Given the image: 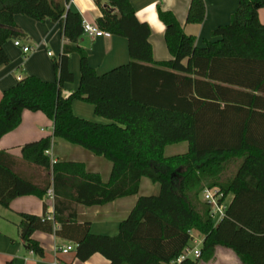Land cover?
<instances>
[{"label":"trees","instance_id":"trees-1","mask_svg":"<svg viewBox=\"0 0 264 264\" xmlns=\"http://www.w3.org/2000/svg\"><path fill=\"white\" fill-rule=\"evenodd\" d=\"M102 11L95 23L126 37L129 60L98 73L77 40L82 15L69 0H0V64L8 61L3 43L17 37L15 14L61 24L64 42L52 58L54 79L26 74L3 89L0 137L15 128L22 111L41 110L53 121L52 135L21 145V158L51 170V180L35 182L15 169L16 159L0 149V203L21 194L43 195L52 187L54 210L37 215L20 212L18 228L26 247L43 253L32 237L36 228L53 230L75 242L80 259L102 253L105 264H171L183 252L190 230L202 236L200 254L179 263L196 264L214 256L218 244L232 248L244 264H264V22L258 15L264 0H238L228 23L211 30L202 45L184 31L169 9L158 6L165 23L170 57L154 60L150 26L135 14L130 0H95ZM204 0H190L186 21L200 22ZM79 55V83L73 79L72 52ZM94 105L111 121L84 118L72 100ZM52 137L84 146L111 161L107 181L81 161H51ZM187 141L185 152L164 154V147ZM233 167L230 172L227 169ZM142 176L159 184L156 193L139 194L114 234L90 231L76 220V204H100L138 193ZM233 197L213 221L211 205L200 198L205 187ZM53 223L57 226L53 227Z\"/></svg>","mask_w":264,"mask_h":264},{"label":"crops","instance_id":"crops-1","mask_svg":"<svg viewBox=\"0 0 264 264\" xmlns=\"http://www.w3.org/2000/svg\"><path fill=\"white\" fill-rule=\"evenodd\" d=\"M130 1L137 18L146 21L150 26L149 41L154 60L170 57L164 39L165 23L158 16V6L171 10L182 24L184 31L195 36V44L202 45L206 39L211 37V30L214 27L230 21L231 14L238 4V0H204L205 16L203 20L188 22L186 13L190 0ZM100 3L104 4L105 0H100ZM69 4L78 10L83 18L91 22H95L96 17L102 13L95 0H69ZM258 15L264 22L263 7L259 8ZM14 18L16 28L20 31L17 37L32 48L25 53L21 47L14 44V37H9L4 41L3 47L8 53V61L0 64V97L3 89L14 84L20 76L35 74L43 79H54L52 58L59 55L64 42L61 24L58 21L49 18L36 20L23 13L15 14ZM77 43L86 50L89 64L98 73L129 60L127 39L121 35L110 33L90 37L82 33ZM48 51H51V54ZM68 63L73 73V79L64 82L62 93L65 95L75 90L79 83V55L77 52L74 51L70 54ZM72 110L77 115L90 117L97 121H111L109 118L97 114L94 105L83 99L74 98ZM52 128L53 121L44 112L24 109L21 122L0 137V149L7 150L16 159L15 169L35 182L47 178L51 180V170L46 171L36 164L24 162L21 158L20 148L27 141L52 135ZM49 156L51 161L61 159L81 161L88 171L98 173L102 181H107L109 178L111 161L80 144L71 143L60 137H52ZM233 169V167H229L227 170L231 172ZM157 187L159 190L157 182H152L148 177L142 176L138 193L119 196L100 204H76V220L79 222L89 221L91 232L114 234L118 231L119 222L128 214L138 195L149 194ZM232 197L233 192L229 191L219 202L227 205ZM200 198L204 200L202 191ZM53 210L54 199L47 191L41 196L33 193L17 195L10 200L7 206L0 203V264H105L108 262V259L100 252H93L84 260L78 259L74 254L75 242L73 239L43 228H36L32 232V237L42 246L43 253L38 254L26 247L18 228L20 212H31L37 215L46 213L51 216ZM212 217L214 222L220 218L217 208L213 209ZM56 226L57 224L53 223V227ZM66 245H72V248L67 251L62 250V247ZM196 264L244 263L232 248L218 244L212 258L200 259Z\"/></svg>","mask_w":264,"mask_h":264},{"label":"built area","instance_id":"built-area-1","mask_svg":"<svg viewBox=\"0 0 264 264\" xmlns=\"http://www.w3.org/2000/svg\"><path fill=\"white\" fill-rule=\"evenodd\" d=\"M82 30L83 33L87 34L90 37H94L97 35L102 34H110L109 31L99 27L95 22H91L85 18H82ZM13 42L15 45L21 47L22 51L27 53L31 50V46L23 43L19 37H14ZM49 54H51V51H48ZM46 152L49 154V148L46 150ZM47 192L53 196L52 188H48ZM202 195L203 199L207 201L212 208V211L214 208H217L220 217L223 214L225 204L219 202V198L222 195L221 192L218 191L217 188L213 187H204L202 189ZM48 218H51V216L47 215ZM190 239L185 246L182 253H180L176 258L171 259L169 263H179L183 258L187 256H197L200 254V246L202 243V236L195 233L193 230H190ZM72 245H66L62 247V250L67 251L68 249H71Z\"/></svg>","mask_w":264,"mask_h":264},{"label":"rangeland","instance_id":"rangeland-1","mask_svg":"<svg viewBox=\"0 0 264 264\" xmlns=\"http://www.w3.org/2000/svg\"><path fill=\"white\" fill-rule=\"evenodd\" d=\"M261 8V7H260ZM264 8V7H263ZM57 56V55H55ZM78 116H81V117H84V118H87L83 115H78ZM88 119H90V117H88ZM91 120H95V119H92ZM97 121V120H96ZM187 141H180V142H175V143H171V144H167L165 147H164V154L165 155H170V154H175V153H180V152H184L187 150ZM151 193H156L158 192V187L156 189H154L153 191H150ZM149 192V193H150ZM195 232V231H194ZM196 233V232H195Z\"/></svg>","mask_w":264,"mask_h":264}]
</instances>
